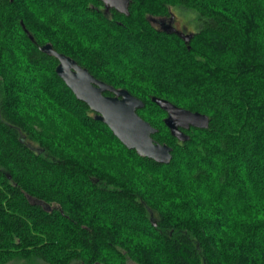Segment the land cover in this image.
Masks as SVG:
<instances>
[{
	"label": "trees",
	"instance_id": "16d2710c",
	"mask_svg": "<svg viewBox=\"0 0 264 264\" xmlns=\"http://www.w3.org/2000/svg\"><path fill=\"white\" fill-rule=\"evenodd\" d=\"M171 6L197 13L189 43L152 23ZM129 11L0 0V264H264V0H131ZM47 42L140 97L172 160L140 155L96 119ZM153 96L209 127L180 141Z\"/></svg>",
	"mask_w": 264,
	"mask_h": 264
},
{
	"label": "water",
	"instance_id": "95a60500",
	"mask_svg": "<svg viewBox=\"0 0 264 264\" xmlns=\"http://www.w3.org/2000/svg\"><path fill=\"white\" fill-rule=\"evenodd\" d=\"M107 9L129 14L131 0H102ZM30 38L34 36L26 28ZM167 31L176 32L187 43L193 37V33H185L176 29ZM40 49L54 55L58 59L56 71L58 75L72 89L77 98L86 102L96 112V119L106 123L113 133L130 149H135L140 155L154 159L159 163H169L172 160L173 147L167 143L155 141L153 134L158 128L143 118L138 110L145 107V102L126 88H117L114 85L95 77L86 67L81 66L71 56L59 52L51 42L40 45ZM112 94H105V92ZM167 115L165 124L169 127L173 136L180 141L190 139L187 130L192 127L207 128L210 125V117L200 111H193L181 107L172 101L153 96Z\"/></svg>",
	"mask_w": 264,
	"mask_h": 264
},
{
	"label": "rangeland",
	"instance_id": "374dc122",
	"mask_svg": "<svg viewBox=\"0 0 264 264\" xmlns=\"http://www.w3.org/2000/svg\"><path fill=\"white\" fill-rule=\"evenodd\" d=\"M170 12L175 15L174 18L176 19V21L174 20V22L176 23V26L181 29L182 32L189 34L198 30L199 25L197 21V13L195 11L183 6H171ZM152 23L158 28H163L162 25L155 18L152 19ZM165 117L166 116H164L163 118Z\"/></svg>",
	"mask_w": 264,
	"mask_h": 264
},
{
	"label": "flooded vegetation",
	"instance_id": "af4514ba",
	"mask_svg": "<svg viewBox=\"0 0 264 264\" xmlns=\"http://www.w3.org/2000/svg\"><path fill=\"white\" fill-rule=\"evenodd\" d=\"M174 16L175 15L171 12V14L168 16H166V15L159 16V17H155V19L158 20V22L162 25L163 29H170V30L176 29V30L181 31V29H179L176 26V23L174 22V20L176 21ZM168 18L170 21L168 20Z\"/></svg>",
	"mask_w": 264,
	"mask_h": 264
}]
</instances>
